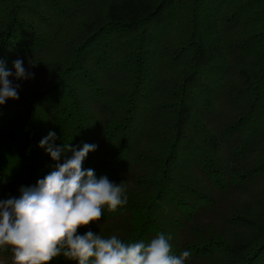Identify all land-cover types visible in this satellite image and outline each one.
Returning a JSON list of instances; mask_svg holds the SVG:
<instances>
[{
	"label": "trees",
	"instance_id": "trees-1",
	"mask_svg": "<svg viewBox=\"0 0 264 264\" xmlns=\"http://www.w3.org/2000/svg\"><path fill=\"white\" fill-rule=\"evenodd\" d=\"M0 264H264V0H0Z\"/></svg>",
	"mask_w": 264,
	"mask_h": 264
}]
</instances>
